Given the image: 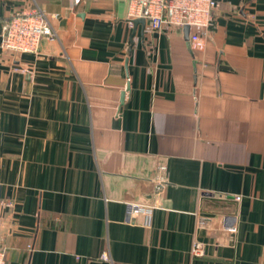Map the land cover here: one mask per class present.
Returning a JSON list of instances; mask_svg holds the SVG:
<instances>
[{
    "label": "crops",
    "instance_id": "1",
    "mask_svg": "<svg viewBox=\"0 0 264 264\" xmlns=\"http://www.w3.org/2000/svg\"><path fill=\"white\" fill-rule=\"evenodd\" d=\"M215 1L192 49L127 0H0L57 35L0 51L7 264H264V0Z\"/></svg>",
    "mask_w": 264,
    "mask_h": 264
},
{
    "label": "built area",
    "instance_id": "2",
    "mask_svg": "<svg viewBox=\"0 0 264 264\" xmlns=\"http://www.w3.org/2000/svg\"><path fill=\"white\" fill-rule=\"evenodd\" d=\"M78 2L79 0H73ZM130 4V18H141L151 32H160L166 28L189 29L188 41L190 48L204 38L213 19V12L218 3L215 0H127ZM57 35L46 15L38 8L17 12L5 18L0 30V51L10 54H36L42 42H55ZM10 201L0 202L1 208H11ZM152 208L130 203L126 206V219L135 223L139 216L142 225H150ZM3 217L0 213V264H7L4 259ZM194 257L203 255V246L194 243L191 248ZM108 261V255L100 256Z\"/></svg>",
    "mask_w": 264,
    "mask_h": 264
},
{
    "label": "water",
    "instance_id": "3",
    "mask_svg": "<svg viewBox=\"0 0 264 264\" xmlns=\"http://www.w3.org/2000/svg\"><path fill=\"white\" fill-rule=\"evenodd\" d=\"M139 22H141V23L143 24V23H144V20H142V19H138V20H136L134 23H139ZM183 29L185 30V34L187 35V33H188V31H189L188 27L185 26ZM127 90H128V87H126V91H127ZM124 95H125V93L123 92V93L121 94V96H120V103L123 102Z\"/></svg>",
    "mask_w": 264,
    "mask_h": 264
}]
</instances>
